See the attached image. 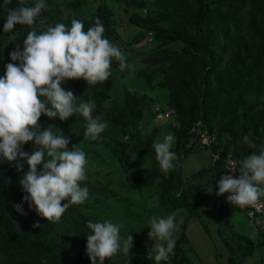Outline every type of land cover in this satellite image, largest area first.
<instances>
[{
  "label": "trees",
  "instance_id": "trees-1",
  "mask_svg": "<svg viewBox=\"0 0 264 264\" xmlns=\"http://www.w3.org/2000/svg\"><path fill=\"white\" fill-rule=\"evenodd\" d=\"M133 2H137L146 10L147 15L135 14L131 17V23L139 31L147 32L154 39L156 50L143 56L148 64L147 68L131 69L126 72L143 77L151 89L160 88L170 92L167 108L164 107L161 112L153 114L163 115L169 119L173 117L177 123L172 128L177 140L174 150L176 159L172 162L174 168L168 174L160 170L152 147L157 130L149 133L144 128L146 110L151 105L148 95L140 97L130 92L113 95L114 76L118 71V63L115 60L112 62L111 76L107 81L94 86H88L84 82L85 92L88 93L86 100L91 99L95 102L96 109L92 115L104 116L103 121L108 124V128L100 135L105 137L99 140L103 145H110L113 155L118 157L122 170L127 174L130 191L149 187L161 180L158 195L161 207L164 208L173 202L174 209H180L184 207V200H188L187 194L195 190L200 192L206 184L214 185L215 190H218L216 184L220 177L230 175L225 170L226 158L232 156L231 158L236 160L241 159L238 157L239 152L234 151L237 149L235 141L224 139V134L230 123L241 122L243 115L241 110L250 101L264 103V0H133ZM45 3L48 7L42 11L36 23L39 20L50 19L54 23L56 21L64 23L67 27L71 26L70 22L63 21L59 10L49 0H45ZM73 5L83 14L85 31L99 19L105 28V38L113 43L119 41L127 48L126 43L117 35L114 20L104 6L95 11L88 7L87 0H75ZM6 15L7 10L5 11L3 0H0V69L1 60L12 63L9 54L15 46L22 45L28 32L36 25L35 23L33 26H16L17 38L9 40L6 38L7 34L3 32ZM50 20L48 22H51ZM54 23H49L48 26H54ZM223 32L229 45L224 44L220 48L219 39ZM233 34L235 36H232ZM215 53L227 54L230 60L229 68L221 74L220 79L217 74ZM0 77H3V74ZM223 106L229 111L231 119L230 123L225 122L217 131L209 116ZM260 114L263 123L264 112ZM47 119L43 117V121ZM199 123L201 131L216 137L211 147H204L212 151V163L207 169L196 172L186 181L182 177L183 160L193 153L197 144H200L198 139L191 143L197 135ZM57 125L64 132L63 124ZM117 136L128 138L131 143V145L129 142L126 143L128 151H121L119 145L109 142L117 140ZM24 151L31 152L32 145L26 144ZM214 153L220 154V159L216 162ZM135 156L149 159L152 170L149 173H135L132 168ZM21 175L14 164L0 160V264H91L86 253V235L90 231L86 224L88 221H98L84 211L69 218H66L64 213L55 223L40 218L23 203L25 193L21 191L18 183ZM81 186L87 187L82 183ZM88 189L89 198L81 204V208L88 206L90 202L97 205L106 204L108 200L116 199L115 196H118L103 185L91 186ZM216 199L219 204V230L222 239L231 252H239V259H247L258 245H255L249 236L242 235L226 225L229 209L227 194L219 197L216 195ZM192 202H195L191 205L192 209H187L190 214L186 215L188 217L182 226L178 224L182 233L175 244L174 254L169 256L172 260L170 264H192L186 250L190 244L192 245L187 232L190 219L200 218L197 205H194L196 201ZM20 203H23L27 215H20L14 210L13 205ZM163 213L166 214L164 210ZM36 222H39L41 227L34 229L32 225ZM224 227L226 229L228 227V230H224ZM258 228L259 232L264 234L261 228ZM226 231L229 237L225 236ZM120 234L127 238L124 231ZM244 240L247 243H244ZM148 251L142 238L133 237V247L128 255L120 252L106 260L105 264H155V261L148 259ZM230 264L237 263L232 260Z\"/></svg>",
  "mask_w": 264,
  "mask_h": 264
},
{
  "label": "clouds",
  "instance_id": "clouds-1",
  "mask_svg": "<svg viewBox=\"0 0 264 264\" xmlns=\"http://www.w3.org/2000/svg\"><path fill=\"white\" fill-rule=\"evenodd\" d=\"M18 3L19 7L6 9L3 32L9 40L17 38L16 26H33L48 7L45 0H36L34 6H26L24 0ZM104 32L99 19L86 31L79 19H73L70 27L58 22L39 32L32 28L22 45L15 46L9 54L12 63L6 65L5 75L0 77V160L14 164L22 173L18 183L25 193L23 203L47 222H58L70 206L88 200L89 189L81 183L88 179L90 161L80 145L69 150L71 140L59 128L49 126L41 131V117L64 122L80 115L86 121L84 137L99 139L108 124L92 115L95 102L91 99L78 102L74 93L61 85L81 79L88 86L103 83L111 76L113 60L120 71L132 69L127 54L105 38ZM174 142V134L168 133L152 145L165 174L174 168L176 154L171 151ZM29 143L32 151H24ZM226 164L225 170L232 174L220 177L215 194L218 197L227 194V203L241 210L256 206L264 198V149L238 164L229 156ZM23 203L13 207L20 215H27ZM148 223L151 241L148 259L161 264L174 254L177 214L152 216ZM32 227L37 229L41 225L36 222ZM86 227L90 230L86 235V253L91 264H105L120 252L128 255L133 247L132 235L123 238L120 234L123 225L119 223L88 221Z\"/></svg>",
  "mask_w": 264,
  "mask_h": 264
},
{
  "label": "rangeland",
  "instance_id": "rangeland-1",
  "mask_svg": "<svg viewBox=\"0 0 264 264\" xmlns=\"http://www.w3.org/2000/svg\"><path fill=\"white\" fill-rule=\"evenodd\" d=\"M50 3L55 6L62 16L64 22H70L73 19H79L82 21L83 14L79 8L74 7L75 0H49ZM36 0H24L26 6H34ZM89 8L95 11L104 6L111 18L114 20V29L121 40H123L127 48L115 41V43L127 54V63L132 65L134 70H142L147 68L148 64L143 58L145 55H149L156 50L153 40L147 32L139 31L131 23V17L135 14L142 16L147 15V11L139 6L137 2L133 0H87ZM3 6L5 11L7 8L19 7L18 0H3ZM244 16V13L242 14ZM50 19L39 20L33 27L37 32L44 30L48 24L54 22H48ZM56 24V21L55 23ZM232 36H235L233 34ZM228 46V41L225 38V32L221 33L219 39V47L222 45ZM22 50V49H21ZM215 59L217 62V68L219 74L218 78H222L221 74L226 71L229 66V56L223 53H215ZM2 68L0 69V75H5L7 61L1 60ZM232 71V70H231ZM230 71V73H231ZM230 73L228 75H230ZM84 80H75L68 83H63L61 87L66 90H71L78 98V102H87L86 97L88 93L85 92ZM113 95L125 94L126 92L134 93L140 97H144L146 94L151 100V105L146 110V120L144 128L147 132L152 133L157 130L156 140L163 139V136L172 133V128L177 125L176 121L172 117L171 119L159 115L154 116V112H161L162 109L167 108V103L170 100V92L160 88L151 89L146 80L138 75H131L125 71L119 70L114 76ZM86 94V95H85ZM222 104V103H220ZM219 104V105H220ZM96 109V107H95ZM241 122L230 123L229 111L223 107H219L211 113L209 116L213 127L218 131V128L225 122L230 123L229 128L224 134V139L234 140L237 144L239 159H244L246 156L251 155L253 152L259 153L261 149H264V120L262 123L261 114L264 112V103L262 101H250L245 108H243ZM154 113V114H153ZM41 117L39 121L40 130L43 131L49 126H55L61 129L57 124H63V133L69 137L71 143L69 144V150L73 145L81 146L85 151L88 160L90 161L87 177L88 179L82 184L88 188L91 186L98 187L103 185L113 192L117 193L116 199H110L106 204H94L90 202L88 206L81 208V205L70 206L65 212L66 218L71 217L81 211L91 215L97 221L111 220L113 223H119L123 225L121 233L130 234L132 237L142 238L146 248L151 247V241L148 236L150 231V225L148 221L152 216L166 217L172 213L177 214V224L184 222L190 212L188 208H191L192 200L196 201L197 209L200 213V218H191L189 221L190 228L188 229L189 237L193 240L186 250L188 257L192 264H230L232 260H235L237 264H264V234L259 232V228L248 218L246 215L247 210L235 208L233 205L228 204L227 219L228 227L232 230L249 236L255 245L253 254L247 259H239V252H231L226 246L224 240L220 235V215L219 204L216 199L215 186L206 184L204 188L198 192L197 190L187 194L188 200H184L183 208H176L172 206V203L162 208L159 202V183L161 180L156 181L149 187L136 188V190L130 191L131 186L127 181V174L122 170V164L118 157L114 156L111 151L110 145H103L99 139L92 140L91 138H85V124L86 121L80 115H75L69 118L67 121L47 120L43 121ZM104 120V116L100 117ZM105 122V121H103ZM200 124L198 125L197 132H201ZM55 132L56 130L53 129ZM173 134V133H172ZM175 136V135H174ZM107 137V136H106ZM247 137V140L244 138ZM109 140V138H107ZM197 138V135L192 139L193 143ZM155 140V141H156ZM111 144H117L121 148L120 150L128 151V138H122L117 136V140H109ZM130 143V142H129ZM177 140L171 148L174 152L176 149ZM131 145V143L129 144ZM190 146H192L190 144ZM201 145L197 144L192 154L188 155L183 160L182 165V177L186 181L196 172L202 169H207L212 163V151L208 148H200ZM130 147V146H129ZM133 170L135 173H149L152 170V164L149 159L134 157ZM95 165L92 167L91 165ZM134 173V174H135ZM171 204V205H170ZM188 209V210H187ZM163 210L166 212L163 213ZM200 219V220H199ZM182 221V222H181ZM178 225V230L174 234L176 242L182 231ZM228 227H224V230H228ZM226 237H229V233H225ZM244 243H247L244 240ZM233 253V254H231ZM116 259V258H115ZM154 261V260H153ZM170 264L172 260L169 258L166 262L161 264Z\"/></svg>",
  "mask_w": 264,
  "mask_h": 264
},
{
  "label": "built area",
  "instance_id": "built-area-1",
  "mask_svg": "<svg viewBox=\"0 0 264 264\" xmlns=\"http://www.w3.org/2000/svg\"><path fill=\"white\" fill-rule=\"evenodd\" d=\"M197 138L200 142V145L204 147H211L212 144L215 142L216 137L214 135L209 134L208 132H197ZM215 162L220 159L219 153L213 154ZM232 157V156H231ZM233 162L236 164L239 163V160H236L234 158H231ZM228 173L231 175L232 173L228 171ZM239 173H236V177L238 178ZM249 219L257 226L260 227L261 230L264 232V198H261V200L258 202L256 206H249L247 207V214Z\"/></svg>",
  "mask_w": 264,
  "mask_h": 264
},
{
  "label": "crops",
  "instance_id": "crops-1",
  "mask_svg": "<svg viewBox=\"0 0 264 264\" xmlns=\"http://www.w3.org/2000/svg\"><path fill=\"white\" fill-rule=\"evenodd\" d=\"M189 228H190V225H189ZM189 228H188V229H189ZM188 234H189V233H188ZM190 239H191V241L193 240L191 237H190ZM192 242H193V241H192Z\"/></svg>",
  "mask_w": 264,
  "mask_h": 264
}]
</instances>
